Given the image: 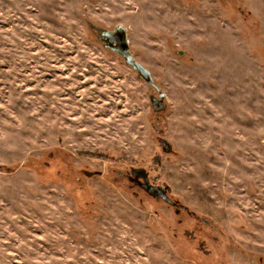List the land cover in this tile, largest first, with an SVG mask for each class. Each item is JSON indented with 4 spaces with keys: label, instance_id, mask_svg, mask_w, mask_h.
Wrapping results in <instances>:
<instances>
[{
    "label": "rangeland",
    "instance_id": "374dc122",
    "mask_svg": "<svg viewBox=\"0 0 264 264\" xmlns=\"http://www.w3.org/2000/svg\"><path fill=\"white\" fill-rule=\"evenodd\" d=\"M0 264H264V0H0Z\"/></svg>",
    "mask_w": 264,
    "mask_h": 264
},
{
    "label": "water",
    "instance_id": "95a60500",
    "mask_svg": "<svg viewBox=\"0 0 264 264\" xmlns=\"http://www.w3.org/2000/svg\"><path fill=\"white\" fill-rule=\"evenodd\" d=\"M99 39L103 43L106 49L118 54L121 58H123L126 65L131 67L138 74V76L141 79H143L149 86H152V87L155 86L154 80L152 78L150 71L147 68H145L142 64L137 62L131 55L130 50H129L127 31L124 27L119 26L115 28L113 31L101 30L99 31ZM163 99H164V95L162 93L158 95V98L151 97L150 100H151V104L153 108H156L155 105L157 102L163 103ZM164 144L166 145L165 142ZM158 161H159V158L155 157L154 163ZM133 175L136 177L142 178L144 180V183L142 185L147 191L154 188L149 183L148 174L144 169L135 170L133 172ZM154 196L159 197L163 200H167V197L162 191H155Z\"/></svg>",
    "mask_w": 264,
    "mask_h": 264
},
{
    "label": "flooded vegetation",
    "instance_id": "af4514ba",
    "mask_svg": "<svg viewBox=\"0 0 264 264\" xmlns=\"http://www.w3.org/2000/svg\"><path fill=\"white\" fill-rule=\"evenodd\" d=\"M154 97V96H153ZM156 110H161L162 108H163V103L162 102H157L156 103ZM161 106V107H160ZM163 145H164V149L166 150V145L163 143ZM137 169H143V168H137ZM137 169H134L133 170V172L135 171V170H137ZM146 172H147V174H148V171L146 170V169H144ZM132 175H133V173H132ZM134 176V175H133ZM135 177V184L138 186V187H141V188H143L147 193H149L152 197H154V198H156V199H158L159 197H155L154 196V193H155V191H162L163 192V189H160V188H158V187H156V186H152V187H154L153 189H151V190H149V191H147L144 187H143V183H144V180L142 179V178H139V177H136V176H134ZM148 177H149V174H148ZM164 194H165V192H163ZM160 199V198H159ZM165 201H167V202H169V200H168V198H167V200H165ZM182 210H184V207L182 208V207H177L176 208V213H180Z\"/></svg>",
    "mask_w": 264,
    "mask_h": 264
},
{
    "label": "trees",
    "instance_id": "16d2710c",
    "mask_svg": "<svg viewBox=\"0 0 264 264\" xmlns=\"http://www.w3.org/2000/svg\"><path fill=\"white\" fill-rule=\"evenodd\" d=\"M84 175L86 176V177H91V174L88 172V173H84ZM78 176V175H77Z\"/></svg>",
    "mask_w": 264,
    "mask_h": 264
}]
</instances>
